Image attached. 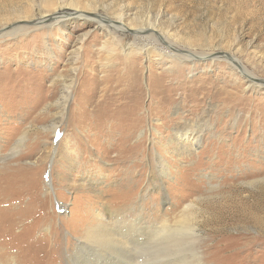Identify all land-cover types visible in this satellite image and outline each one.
<instances>
[{
	"label": "rangeland",
	"instance_id": "374dc122",
	"mask_svg": "<svg viewBox=\"0 0 264 264\" xmlns=\"http://www.w3.org/2000/svg\"><path fill=\"white\" fill-rule=\"evenodd\" d=\"M260 80L264 0H0V264H264Z\"/></svg>",
	"mask_w": 264,
	"mask_h": 264
},
{
	"label": "bare ground",
	"instance_id": "6f19581e",
	"mask_svg": "<svg viewBox=\"0 0 264 264\" xmlns=\"http://www.w3.org/2000/svg\"><path fill=\"white\" fill-rule=\"evenodd\" d=\"M56 14H58V13H56ZM53 15V19H57L58 17V15ZM87 13H77V12H75V13H73V17L74 16H76V17H79V15H86ZM63 15V14H62ZM65 15L66 14H64L62 17H65ZM59 17H61V16H59ZM40 19H43V18H40ZM103 18H101V16H99V20H102ZM39 20V19H38ZM103 21V20H102ZM109 23V25L110 26H114L117 30H119V32H127V31H129V30H131L130 28H128V27H124V26H122V25H120V26H117V25H115V24H118V22H116V23H114L113 24V21H109L108 22ZM125 25V24H124ZM132 31H133V33H135V34H137V32L138 33H146L148 30L147 29H140V30H133L132 29ZM150 32L151 33H154V34H156V36L159 38V40H160V42L161 43H163L164 42V44L166 45V47H167V49H164V50H166L167 52H168V50H169V52H170V50H171V52H170V54L172 55V57H174V58H179V59H182V56H184V57H193V56H195L192 52H189V51H184V50H181V49H177V48H175L173 45H171V44H168L166 41H164L163 39V37H161L158 33H156L155 32V30H150ZM123 50V49H122ZM126 51L125 52H127V50H128V48L127 49H125ZM175 52V53H174ZM176 53H181V54H179V55H177ZM129 55V52L127 53V54H124V57H127ZM174 55V56H173ZM189 55V56H188ZM131 56V55H130ZM180 56H181V58H180ZM171 57V56H170ZM135 60V59H134ZM240 68H242V67H240ZM134 71V70H133ZM241 72H243L242 74H244V77H246V78H248V79H250L251 81H253L254 79L253 78H251V77H249L248 75H247V73L243 70V69H241ZM128 73H131V72H128ZM135 73V72H134ZM132 74V73H131ZM130 75V74H129ZM133 76V75H132ZM131 76V77H132ZM136 76V75H135ZM134 78V77H133ZM134 83H137V79L135 78L134 79ZM261 85L262 86H264V82H262L261 83ZM150 87V86H149ZM151 88V87H150ZM103 98V97H102ZM73 106H77V107H79L80 105H79V103L78 102H75V101H73ZM157 133V132H156ZM195 133V132H194ZM193 132H190V131H188V130H186L185 128H183V127H178V128H176L174 131H173V136H174V139H173V141H175L176 142V144H178V145H180V144H182L183 142H185V143H190V142H192V143H190V145H195L196 143H199V140H194V136H195V134H194ZM196 135H198V134H196ZM197 137V136H196ZM24 140H25V137L24 136H22L18 141H16L15 143H14V145H13V150L12 151H15L16 149L18 150V148L20 147V146H22L23 145V142H24ZM133 155H135V154H133ZM144 155V154H143ZM135 164V163H134ZM136 165V164H135ZM2 174V173H1ZM1 176V175H0ZM2 179V178H1ZM10 182H11V178H9V176L7 175L5 178H4V180H0V186H3V184H4V186H3V188L1 189V192L2 191H4V189L6 188L5 187V183H6V185H8V184H10ZM17 211V210H16ZM21 211V210H20ZM14 213V212H13ZM11 214V213H10ZM9 214V215H10ZM111 215V213H108V216H106V218L105 219H102V218H94V220H95V227H97L96 229H93V230H91V231H88L87 233H86V237H85V241L87 242V243H90V242H92V243H96V242H98V241H105L106 240V242L108 241V236L106 235V230H104L103 232H102V235H99V236H95V233L97 232V230H103V228H105V226L108 224V222L110 221V219H109V216ZM19 223V222H18ZM114 224L115 225H118V224H120V221L119 220H117L116 222H114ZM12 225H13V223H9L7 226H5L6 228H11L12 227ZM17 225V224H16ZM132 240H135V239H132ZM1 242H3V240L1 241ZM134 242H136V241H134ZM117 243H122V242H120V241H117ZM137 243V242H136ZM84 245V244H83ZM3 255H5V254H3ZM176 255V254H175ZM173 256V255H172ZM177 256V255H176ZM172 258V257H171ZM171 258L169 257L168 259L169 260H171ZM175 258V257H174ZM173 258V259H174ZM172 261V260H171Z\"/></svg>",
	"mask_w": 264,
	"mask_h": 264
},
{
	"label": "water",
	"instance_id": "95a60500",
	"mask_svg": "<svg viewBox=\"0 0 264 264\" xmlns=\"http://www.w3.org/2000/svg\"><path fill=\"white\" fill-rule=\"evenodd\" d=\"M53 16H48V17H45V18H43L42 20H35V21H32V22H20V24L22 23V24H25V25H38V24H41V23H44L46 20L47 21H52L53 20ZM221 56H223V57H225L226 59H228V61L229 62H231L233 65H235V66H237V68L240 70V73L242 74L243 72H241V68H240V66H239V64H237L236 62H235V60H233L232 59V57L231 56H229V55H227V54H220ZM242 75H244V74H242ZM260 83H262V82H264V81H262V80H260L259 81Z\"/></svg>",
	"mask_w": 264,
	"mask_h": 264
}]
</instances>
